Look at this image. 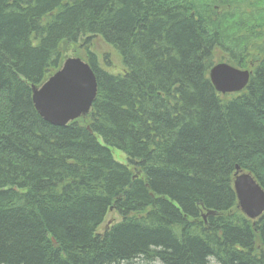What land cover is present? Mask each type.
I'll return each mask as SVG.
<instances>
[{"label":"trees","instance_id":"1","mask_svg":"<svg viewBox=\"0 0 264 264\" xmlns=\"http://www.w3.org/2000/svg\"><path fill=\"white\" fill-rule=\"evenodd\" d=\"M80 41L97 96L54 126L33 87ZM250 59L247 88L218 93L211 69ZM237 166L264 190V0H0V264H264Z\"/></svg>","mask_w":264,"mask_h":264},{"label":"water","instance_id":"2","mask_svg":"<svg viewBox=\"0 0 264 264\" xmlns=\"http://www.w3.org/2000/svg\"><path fill=\"white\" fill-rule=\"evenodd\" d=\"M210 79L218 93H235L247 87L250 72L218 63L211 69ZM97 90L90 64L71 56L40 87H33V102L44 120L62 127L90 113ZM234 188L241 211L251 220L260 218L264 214V190L254 176L237 166Z\"/></svg>","mask_w":264,"mask_h":264},{"label":"rangeland","instance_id":"3","mask_svg":"<svg viewBox=\"0 0 264 264\" xmlns=\"http://www.w3.org/2000/svg\"><path fill=\"white\" fill-rule=\"evenodd\" d=\"M82 43L83 41H80V43L77 45H72V44H68L67 46L64 45L63 48H64V52L67 55V58L71 56H76V57H81L82 59L85 60L86 55H85L84 49L82 48L83 47L81 45ZM90 46H91V50L98 55L100 63L103 67H106V65L104 64V58L108 56L109 60L112 62V67H109V68L106 67V69H108L109 71H112L111 73H116L123 69L122 59L119 53L116 51V49L113 46L106 43L100 36L92 37ZM218 55H219L218 60L227 61L228 58L226 54H224L223 52H219ZM248 66L250 67L249 63H248ZM225 96L232 97L233 94H229ZM111 150H112L114 158L118 162L123 163V164L127 163V156L122 151L115 149V148H111ZM120 219L121 217L116 211L110 210L106 216L104 223L99 227V232H104L109 226L120 221ZM122 264H163V263L157 260H146V259L141 258V259L134 260L133 262L122 263ZM212 264H217V263L212 261Z\"/></svg>","mask_w":264,"mask_h":264},{"label":"flooded vegetation","instance_id":"4","mask_svg":"<svg viewBox=\"0 0 264 264\" xmlns=\"http://www.w3.org/2000/svg\"><path fill=\"white\" fill-rule=\"evenodd\" d=\"M248 63H249V65H250V67H255L254 65H253V63L251 64V59L248 61ZM248 63H247V65H245L243 68H241V69H243V70H249V71H251V73H252V76L255 74V72H254V70H251V68L248 66ZM248 68H250V69H248ZM252 76H251V78H252ZM241 92H239V93H233V95L234 94H240ZM229 95V94H228Z\"/></svg>","mask_w":264,"mask_h":264},{"label":"bare ground","instance_id":"5","mask_svg":"<svg viewBox=\"0 0 264 264\" xmlns=\"http://www.w3.org/2000/svg\"><path fill=\"white\" fill-rule=\"evenodd\" d=\"M56 73V72H55ZM252 76V75H251ZM143 258V257H142ZM128 262V261H127ZM132 262V261H131Z\"/></svg>","mask_w":264,"mask_h":264}]
</instances>
